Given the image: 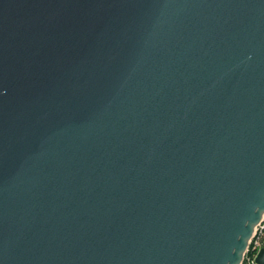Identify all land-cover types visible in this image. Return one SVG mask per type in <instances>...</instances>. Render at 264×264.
Segmentation results:
<instances>
[{
	"label": "water",
	"instance_id": "1",
	"mask_svg": "<svg viewBox=\"0 0 264 264\" xmlns=\"http://www.w3.org/2000/svg\"><path fill=\"white\" fill-rule=\"evenodd\" d=\"M263 219L264 0H0V264H242Z\"/></svg>",
	"mask_w": 264,
	"mask_h": 264
},
{
	"label": "built area",
	"instance_id": "2",
	"mask_svg": "<svg viewBox=\"0 0 264 264\" xmlns=\"http://www.w3.org/2000/svg\"><path fill=\"white\" fill-rule=\"evenodd\" d=\"M264 245V219L258 224L254 235L250 240L249 246L245 252L244 260L247 264H258L256 256L260 248Z\"/></svg>",
	"mask_w": 264,
	"mask_h": 264
},
{
	"label": "trees",
	"instance_id": "3",
	"mask_svg": "<svg viewBox=\"0 0 264 264\" xmlns=\"http://www.w3.org/2000/svg\"><path fill=\"white\" fill-rule=\"evenodd\" d=\"M242 264H247V262L244 260Z\"/></svg>",
	"mask_w": 264,
	"mask_h": 264
}]
</instances>
